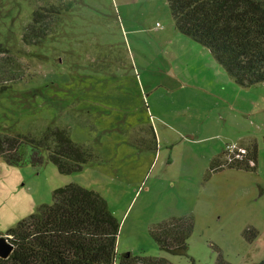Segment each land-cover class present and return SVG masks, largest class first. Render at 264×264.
<instances>
[{"label":"rangeland","instance_id":"374dc122","mask_svg":"<svg viewBox=\"0 0 264 264\" xmlns=\"http://www.w3.org/2000/svg\"><path fill=\"white\" fill-rule=\"evenodd\" d=\"M49 5L60 12L49 37L23 45L31 13ZM0 44V126L25 133L55 121L99 155L70 174L0 157V236L50 204L53 190L77 184L118 220V256L264 260V83L231 81L207 48L176 31L166 0H0ZM244 136L260 143V167L209 172L212 150ZM175 213L193 221L185 255L150 236Z\"/></svg>","mask_w":264,"mask_h":264},{"label":"trees","instance_id":"16d2710c","mask_svg":"<svg viewBox=\"0 0 264 264\" xmlns=\"http://www.w3.org/2000/svg\"><path fill=\"white\" fill-rule=\"evenodd\" d=\"M166 4L176 31L207 48L236 85L251 88L264 83V0H166ZM59 14L51 5L34 10L21 43L31 47L46 40L57 19L53 15ZM7 53L0 44V56ZM7 88L0 83V94ZM246 152L242 162L230 164L223 152L211 160L209 172L254 170L247 161L255 163V150ZM0 157L16 166L49 162L61 174L99 160L93 147L72 141L66 127L55 121L25 133L0 126ZM192 229L190 217H175L152 227L150 236L161 251L185 255ZM118 233L119 222L98 192L68 184L52 191L50 204L8 229L5 235L13 250L6 259L0 258V264H167L155 257L118 256Z\"/></svg>","mask_w":264,"mask_h":264},{"label":"crops","instance_id":"0c3cea01","mask_svg":"<svg viewBox=\"0 0 264 264\" xmlns=\"http://www.w3.org/2000/svg\"><path fill=\"white\" fill-rule=\"evenodd\" d=\"M231 80V79H230ZM232 81V80H231ZM196 135V134H195ZM192 140L195 139V137H191ZM257 141V140H256ZM194 144H198V143H194ZM217 144V143H216ZM226 144V143H225ZM237 144L240 146V147H244V148H248V149H251L253 148L255 150V163H256V166L255 168H258L260 167V164H261V160H262V156H261V149H260V143L255 142L254 138L252 136H244V137H241L239 139V141L237 142ZM224 151H222L221 153H217V152H214V150H212L211 152V160L214 158V157H221L222 154H223ZM210 160V162H211ZM172 216L170 218H175V217H182V216H186L187 214H171Z\"/></svg>","mask_w":264,"mask_h":264},{"label":"built area","instance_id":"2783aa9c","mask_svg":"<svg viewBox=\"0 0 264 264\" xmlns=\"http://www.w3.org/2000/svg\"><path fill=\"white\" fill-rule=\"evenodd\" d=\"M246 155V149L244 147H240L237 143H228L224 146V157L228 164L233 162H242ZM247 165L250 168L255 167V163L252 160L247 161Z\"/></svg>","mask_w":264,"mask_h":264},{"label":"water","instance_id":"95a60500","mask_svg":"<svg viewBox=\"0 0 264 264\" xmlns=\"http://www.w3.org/2000/svg\"><path fill=\"white\" fill-rule=\"evenodd\" d=\"M13 245L8 241L7 236H0V258L6 259L12 252Z\"/></svg>","mask_w":264,"mask_h":264}]
</instances>
